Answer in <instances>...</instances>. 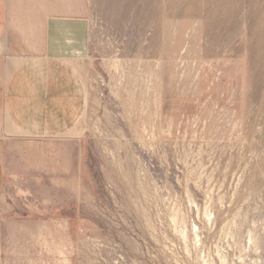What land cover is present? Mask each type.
<instances>
[{"label": "rangeland", "instance_id": "obj_1", "mask_svg": "<svg viewBox=\"0 0 264 264\" xmlns=\"http://www.w3.org/2000/svg\"><path fill=\"white\" fill-rule=\"evenodd\" d=\"M85 15L77 123L0 124V264H264V0Z\"/></svg>", "mask_w": 264, "mask_h": 264}, {"label": "crops", "instance_id": "obj_2", "mask_svg": "<svg viewBox=\"0 0 264 264\" xmlns=\"http://www.w3.org/2000/svg\"><path fill=\"white\" fill-rule=\"evenodd\" d=\"M85 17V0H0V124L8 136H59L79 120L86 83L74 50L85 55ZM6 180L0 151V196Z\"/></svg>", "mask_w": 264, "mask_h": 264}]
</instances>
